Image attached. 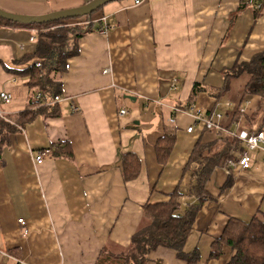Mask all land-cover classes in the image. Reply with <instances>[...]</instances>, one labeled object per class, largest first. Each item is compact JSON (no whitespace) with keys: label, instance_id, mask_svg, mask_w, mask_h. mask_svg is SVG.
<instances>
[{"label":"crops","instance_id":"0c3cea01","mask_svg":"<svg viewBox=\"0 0 264 264\" xmlns=\"http://www.w3.org/2000/svg\"><path fill=\"white\" fill-rule=\"evenodd\" d=\"M90 1L0 0V9L42 16ZM256 2L259 9L250 0H143L137 6L124 0L104 5L89 20L68 21L72 26L92 22L98 28L104 17L114 28L78 40L77 55L60 78L63 101L10 134L0 150V264H97L103 257L120 263L143 221V206L167 202L174 191L195 187L201 163L189 160L202 126L188 133L193 116L177 104L188 100L196 83L223 86L222 71L264 51V0ZM36 35L37 29L0 25V90L13 94L25 86L6 68L13 69L14 60L33 51ZM235 81L241 83L236 87ZM246 82V76L231 82L225 107L231 99L237 104ZM26 96L19 107L0 102V117L10 121L37 108L29 107L28 90ZM209 96L200 94L195 107L216 112L218 103ZM246 102L248 111L256 98ZM236 107L223 114L225 128H232ZM122 110L127 113L121 115ZM236 124L258 130V121L250 128ZM165 125L177 129V139L162 166L155 146ZM61 143L69 144L72 158L51 155L35 162L40 152ZM123 154L136 155L142 164L139 176L129 182L121 169ZM228 177L234 182L223 192ZM205 190L209 200L196 217L185 251L198 249L199 264H227L232 249L225 246L223 255L211 260L210 244L229 217L247 220L258 211L264 214V151L252 153L246 171L215 167ZM148 259L147 264H187L163 247Z\"/></svg>","mask_w":264,"mask_h":264},{"label":"trees","instance_id":"16d2710c","mask_svg":"<svg viewBox=\"0 0 264 264\" xmlns=\"http://www.w3.org/2000/svg\"><path fill=\"white\" fill-rule=\"evenodd\" d=\"M103 6L89 16L75 19L89 20L99 13ZM70 20L73 19L26 25L0 18V25H21L37 29L33 51L14 60L16 67L6 69L25 80L24 85L29 92V107L38 106L11 117L10 121L0 117V150L8 144L10 134L18 131L20 127L33 123L39 115L57 108V104L47 105V103L63 96L60 78L67 71L68 60L77 55L78 40L86 33L97 30L92 22L72 26L67 24ZM221 73L224 78L223 86L207 88L203 83H196L188 100L178 103L177 109L191 112L198 96L206 92L218 103L230 91L234 79L246 76L247 82L243 87L242 95L231 115L232 128L226 126V129L232 131L236 123H242L250 128L255 121H258V130L264 131V51L256 54L249 62L235 63L229 70ZM38 94L41 96L40 99L36 98ZM252 97L256 98L255 107L241 113L239 106L243 104V100ZM211 113L207 112L206 117L211 118ZM164 127L163 137L155 146L158 163L162 166L167 163L177 139V129L173 125ZM201 129L200 137L189 160L197 161L201 166L197 172L195 187L188 191L187 205L182 207L180 198L183 194L178 190L170 195L167 202L146 203L143 206V221L132 237L130 248L122 255L121 262L109 261L103 257L99 258L97 264H147L149 255L159 247L175 251L177 258L187 264L200 263L199 250L186 252L185 247L203 203L209 200L205 185L215 167L231 168L228 162L236 161V154L231 155L232 151L237 154L243 151V144L238 139L204 127ZM52 156L72 158L73 155L69 144L61 143L54 148ZM141 167V161L136 155H122L121 169L126 182L136 179ZM233 182L232 177H228L221 190L224 192L229 189ZM225 246L233 251V256L227 264H264V214L258 211L247 220L229 217L221 236L214 238L210 244L209 259H219L223 255Z\"/></svg>","mask_w":264,"mask_h":264},{"label":"built area","instance_id":"2783aa9c","mask_svg":"<svg viewBox=\"0 0 264 264\" xmlns=\"http://www.w3.org/2000/svg\"><path fill=\"white\" fill-rule=\"evenodd\" d=\"M143 0H133L134 5H139ZM251 5H254L257 9H259L260 4L256 2V0H250ZM100 26L97 28V32L101 35H106L110 30L114 28L113 25H110L106 18H102L100 21ZM35 37H32L31 41H34ZM40 94L36 96L37 99H40ZM63 101V97H56V99L53 102L47 103V105L50 104H57ZM0 102L3 104H10L12 102V94L7 91H1L0 90ZM226 106L230 107L232 104L230 102H227ZM249 106V103L246 102L245 104H242L239 107V110L241 113H244L247 111V108ZM77 110V109H76ZM127 113L126 110L120 111L121 115H125ZM193 119H194V125L189 127L187 129L188 133H191L195 126H202L204 128L214 130L216 133L220 134H227L230 135L243 144V151L239 154H236L237 152L232 151L231 155L236 154V161H229L228 165L230 167H239L241 170H249L251 168L252 164V153L256 150H263L264 151V131H260L257 129H254L253 131L249 132L246 130L240 129L239 124H236V130L230 131L226 129L222 125L223 115L219 113L212 112L211 118L206 117V113L202 108L198 107H192L191 112ZM174 122V119L171 120ZM52 151L50 149L45 150L43 152H40L35 157V162H41L44 158L47 156H51ZM235 158V157H234ZM188 190H182L183 194V200L181 202L182 207H185L188 203V200L186 199ZM21 224H24L23 220H19ZM19 264H25L24 262L19 261Z\"/></svg>","mask_w":264,"mask_h":264},{"label":"water","instance_id":"95a60500","mask_svg":"<svg viewBox=\"0 0 264 264\" xmlns=\"http://www.w3.org/2000/svg\"><path fill=\"white\" fill-rule=\"evenodd\" d=\"M116 1H124V0H92L89 3L79 8L53 12L42 16L19 15V14L9 13L0 9V18L20 24L41 25V24L53 23L55 21L64 20V19H75V18L89 16L94 12H96L101 6Z\"/></svg>","mask_w":264,"mask_h":264},{"label":"rangeland","instance_id":"374dc122","mask_svg":"<svg viewBox=\"0 0 264 264\" xmlns=\"http://www.w3.org/2000/svg\"><path fill=\"white\" fill-rule=\"evenodd\" d=\"M68 24V23H67ZM23 82H25V80L23 79ZM241 82L240 81H235L234 83H233V85H235L236 87L240 84ZM25 84V83H24ZM27 87L26 86H23L22 88H20V89H18V88H15V89H13V94H12V102H13V104H12V107H19V106H21V100H22V97H24L25 98V100L24 101H22L23 102V104H24V102L26 101V94H27ZM235 90H236V88H233V92L231 93V96L232 97H234V96H236V93H235ZM227 95V94H226ZM224 96L219 102H218V104L217 105H215L214 106V109H215V113H219V114H225V113H227V112H229V111H231V110H233V108L236 106V104L233 102V100L231 99V102H232V106L231 107H225V105H224V102H225V100L227 99V96ZM205 97H207V95L205 96ZM210 97V96H209ZM216 100V99H215ZM11 102V103H12ZM213 104H214V99L212 98L209 102H208V106L210 107H212L213 106ZM198 106V108L200 107L199 105H197ZM260 155V154H259ZM258 155V156H259ZM260 157V156H259Z\"/></svg>","mask_w":264,"mask_h":264}]
</instances>
